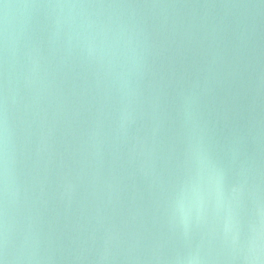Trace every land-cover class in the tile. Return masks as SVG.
<instances>
[{"label": "water", "instance_id": "water-1", "mask_svg": "<svg viewBox=\"0 0 264 264\" xmlns=\"http://www.w3.org/2000/svg\"><path fill=\"white\" fill-rule=\"evenodd\" d=\"M0 260L264 264V0H0Z\"/></svg>", "mask_w": 264, "mask_h": 264}, {"label": "clouds", "instance_id": "clouds-1", "mask_svg": "<svg viewBox=\"0 0 264 264\" xmlns=\"http://www.w3.org/2000/svg\"><path fill=\"white\" fill-rule=\"evenodd\" d=\"M5 7H7V5ZM0 264H4V261L3 260H0Z\"/></svg>", "mask_w": 264, "mask_h": 264}]
</instances>
